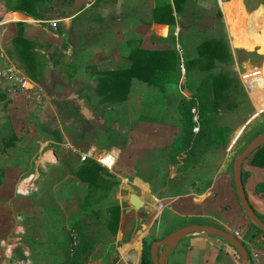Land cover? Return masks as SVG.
<instances>
[{
    "label": "crops",
    "instance_id": "0c3cea01",
    "mask_svg": "<svg viewBox=\"0 0 264 264\" xmlns=\"http://www.w3.org/2000/svg\"><path fill=\"white\" fill-rule=\"evenodd\" d=\"M35 1L36 8L32 10L25 2L23 7H17L15 11H5L0 23V26L24 24L23 38L35 47L37 53H41V61L49 64V68L37 80L29 78L33 83L30 85L31 89L22 94L38 89L39 85H42L45 90L52 91L53 95H56V100L49 104L51 121L59 126L67 117H72L71 123L75 126L76 133L86 136L89 142L90 150L87 154L75 153L79 158L81 155L88 156L87 160L81 162L82 166L86 161L95 162L104 173L111 175V177L104 176L105 180L117 182L119 191L125 183L140 190L148 184L142 176L137 177L138 181H134L133 184L118 167L114 170L121 151L105 150L97 142L100 136L105 138L106 134L115 131L116 134L124 135L135 133L143 142L148 140L161 142L166 140V136L163 135L168 134L167 137L171 135L169 145H172L175 140L178 143L180 139V120L176 121L177 126L165 128L168 121L166 114H161L159 117L155 116V113L147 116L143 113L145 110L158 108L179 111L181 99L188 100L197 86L205 80L208 81L214 101L219 102V86L212 77L209 78L197 71L186 70L185 85H180V58L176 46H181L184 52V63L196 58L198 46L208 40L225 39L234 60L238 58L236 55L242 52L252 54L262 48L264 51V7L251 11L245 6L244 0H239L240 2L238 0H181L178 4L179 11L175 10V0H59L55 6L54 1L51 0L45 9L39 0ZM164 5L171 7L174 18L171 25L156 24L151 19L153 9ZM240 9L244 13L242 20L236 17ZM52 10H55L53 17L59 19V28L56 30H52L56 28L51 27L52 22L44 19V13L52 12ZM206 16L207 19H204ZM239 25L242 26L240 29L237 27ZM190 41L192 46L188 49ZM0 48L4 54L0 53V63L4 64L2 68L11 65L25 76L15 64L8 60L1 42ZM140 51L170 52L173 60L168 62L167 72L169 73L170 69L175 67L177 81L153 86L133 78L130 81L126 99L109 100L105 90L100 89L101 78L104 74L130 70L132 59L137 60ZM54 55L58 57L56 62L52 61ZM131 55H133L132 59ZM220 66L215 67L211 74L218 73ZM251 70L253 74L239 73L245 77L244 81L231 70L233 77L239 82L240 93L243 92L246 95L253 109L252 115L233 132L232 143L253 120L264 113V106L257 108L254 104V102L258 103L259 91L262 92L260 72L264 77V63L262 67H252ZM54 78L59 80V93L54 92L56 90L58 92V89L53 85L50 87L51 80ZM192 79L197 80L196 87L186 89L187 83L190 84ZM254 81H257L256 86ZM22 94H11L15 98L7 113L15 136L21 140L15 148L8 149L6 154L0 155V170L4 172L0 184V202L8 203L9 201L13 204L15 199L14 207L16 208L19 207L20 201L15 197L14 190L22 182L21 178L30 174L31 169L33 172L41 170L44 164H48L54 157V151L45 147L48 141L40 143L39 149L35 150L26 147V136L23 133L20 137L25 123L22 120L21 110H16L14 107ZM220 111L219 105L218 114ZM124 113L133 117L143 113L148 118L137 119L135 123L137 125L133 126L134 123L122 120ZM133 117L130 119H134ZM156 117L158 119H154ZM214 123L217 127L223 128L216 124L215 120ZM127 126H132L133 130H129ZM152 126L156 127L151 128ZM160 129L161 131L158 132ZM151 131L155 133L154 136H149ZM60 133L62 134L61 131ZM60 146L66 149V146ZM29 150L30 154H28ZM142 151H147L151 156L159 154L156 147H148ZM176 154L174 149L173 155L177 156ZM30 155L38 156L35 164H32L33 161L29 162ZM104 156L112 157L113 163L109 168L102 167L96 161ZM250 160L251 157L242 165V185L249 206L264 220V167L254 166ZM26 164L31 166L26 168ZM82 166H78L75 171L77 172ZM223 172L221 166L215 178L201 191H188L167 198H158L155 194H150L146 199L140 196L138 199L143 202V206L139 209L131 205L130 198L125 200L119 194L110 198V203L105 210L106 221L111 224L114 219L115 227H109L104 231L101 240L103 244L95 245L93 251L87 250L88 256L81 257L79 261L84 264H139L142 241L162 224L160 236L163 238L186 226L213 227L232 236L238 233L247 255V264H264V233H258L253 228L247 229L245 233L239 231L236 224L243 220L245 215L241 211L234 189L218 178ZM33 177L31 175L25 179L23 185L25 183L30 185ZM74 179L82 185L78 178ZM138 182L139 186L136 184ZM23 185L18 186V193L26 197L28 192H25L28 190L21 192ZM25 201L28 207L26 209L29 211L32 200L28 198ZM245 221H247L245 224L247 223L246 225L250 227L248 218ZM13 224L10 211L8 209L0 211V236L4 229L9 233ZM72 232H69L67 236L74 239L81 238L82 234H76L78 231L72 230ZM43 235L58 237L60 233L46 232ZM157 238L156 234L155 241H158ZM62 250L64 246L56 251L61 254ZM94 253H98V256L94 257ZM156 256L157 264H240L239 255L231 245L221 238L204 233L187 235L169 246L158 249ZM8 263L15 264V261L12 258ZM0 264L5 263L0 261Z\"/></svg>",
    "mask_w": 264,
    "mask_h": 264
},
{
    "label": "rangeland",
    "instance_id": "374dc122",
    "mask_svg": "<svg viewBox=\"0 0 264 264\" xmlns=\"http://www.w3.org/2000/svg\"><path fill=\"white\" fill-rule=\"evenodd\" d=\"M11 1L12 7L17 3H20L21 7H23L26 2L30 10L36 8L35 0H29L28 2L27 0ZM39 1L45 9L51 0ZM53 1L55 6L59 0ZM244 2L247 9L251 11L259 7H264V0H244ZM5 4L3 0H0V23L5 11H12ZM54 12L55 10L44 13V19L56 23L55 29H52L48 25L52 30L59 28V19L53 17ZM216 18L218 19L219 17L217 16ZM204 19H207V16ZM16 24L0 26V42L3 44L4 52L14 50L13 39L17 36L18 29ZM22 25L24 34V24ZM190 43L191 41L188 43V49H191L192 43L191 45ZM37 54L38 61L43 66V74L49 68V64L46 61H41V53ZM51 54L54 53L51 52ZM56 56L54 55L52 57L53 62L58 60ZM236 56L238 58L236 60L233 59V63H223L220 65L227 71L233 70L243 81L245 77L239 74L241 63V66L243 68L245 67V73L252 74L254 73L251 72L252 67H262L264 63L263 48L252 54L242 52ZM13 63L27 77L22 65ZM3 65L0 63V71L3 69ZM54 68L59 70L55 66ZM260 77L262 92L260 90L257 95L258 103L256 104L254 102L257 108L264 106V77L261 72ZM254 82L256 86L257 81ZM197 83L196 79H192L190 84L187 83L186 89H194ZM52 85L58 89V92L57 90L54 92L59 93V80L52 79L50 87ZM39 86L38 89L20 95V99H17V105L14 107L16 110H21L22 120L25 123L24 128L20 132V137L22 133L26 136L25 145L28 149L34 148L38 150L40 143H47L46 141H48V145L46 144L47 146L45 145V147L54 151V157L50 159L51 161L48 164H44L41 170L39 169L33 172V169H31L30 174L21 178L22 182L19 185H23V181L31 175L34 176L30 185L25 183L23 189H21V192L28 190L25 192H28L26 197L18 193L19 185L15 187L14 193L15 197L19 198V207H14L15 199L13 200V204L9 201L8 203H5V201L0 202V211L2 212L8 209L14 222L11 231L7 233V230L4 229L0 236V261L5 264H10L8 262H11L12 258L15 264H84L79 261L80 258L88 256L86 251H93L95 245L103 244L101 241L103 232L108 230L109 227H115L114 219H112L111 224L106 221L105 210L110 203V198H114L118 194L127 200V198L134 195L136 197L141 196L145 199L150 194H155L158 198H167L171 195L184 194L188 191H201L211 183L221 166L224 172L218 178L228 183L234 189L232 176L233 160L240 155L256 136L264 133V113H262L232 143L233 132L240 128L253 113V109L248 99H246V95L243 92L242 94L239 92L236 84V86H233L234 90H237L233 99L229 98L226 101L220 102L221 111L217 116L214 115L216 124L226 129L225 144L204 140L195 148H191V146L187 147L186 150L181 152L182 154H176L175 151L177 156H174V149L179 144L175 140L172 145H169L171 144L169 140L171 139L170 133L169 137H167L168 134L163 135L166 136L165 141L157 142L148 140L143 142L135 133H132V135L131 133L124 135L116 134L115 131L109 132L105 135V138L100 136L97 142L105 150L121 151V156L117 158L114 170L115 167H118L133 184L135 183L134 181H138L136 180L137 177L142 176L148 185L145 188L140 187L142 189L140 190L129 183H125L124 187L121 188L122 190L120 189V192L119 187H117V182L105 180L104 176L111 177V175L100 170L95 173L96 177L94 178L96 179L95 183L98 185V189L90 194L89 187L85 183L80 182L82 184L80 185L74 179L77 178L75 177L76 168L83 165L81 164L79 156L75 153L87 154L90 150L88 147L89 142L86 136L76 133L75 126L71 123V116L67 117L59 126L51 121L49 104L53 100H56V95H53L50 90H45L42 85ZM13 89L14 87L11 84L0 86V96L4 97V100L0 99V153L3 149L4 141L8 138L4 127L7 123L10 124L7 113L14 102L15 97L11 95L13 94ZM143 113L147 114V116H152L155 113V116L158 117L161 114H166L168 121L166 122L165 128L177 126L175 123L177 124L176 121L180 120L181 116L180 112L175 109L169 111L148 108ZM143 113L138 117L124 113L122 114L124 116L122 120L128 123H134L133 126H136L137 119L148 118ZM130 117L134 119H130ZM158 117L154 119H158ZM127 127L129 130H133L132 126ZM155 127L152 126L151 128ZM160 131L161 129L158 132ZM162 132L165 133V131ZM149 134V136H154L155 133L151 131ZM60 145L66 146V149L61 148ZM148 147H156L159 154L157 156H151L148 155L147 151H142ZM63 150H69L70 154L68 151ZM30 152L29 150L28 154ZM37 159L38 156H29V162L33 161L32 164H35L38 161ZM25 166L27 168L31 164H26ZM114 170L112 169V171ZM171 176L172 179H170ZM136 184L138 185L139 182ZM28 198L32 200V206L29 211L26 209L28 207H26L27 204L25 201ZM245 219L247 220L246 216L236 224L239 231L243 233L248 231L247 229L253 228L251 225L249 227L246 225L247 223L245 224L247 222ZM72 230L78 231L76 234H82L81 238L75 236L76 238L74 239L67 236ZM46 232L48 234L57 232L60 233V236L47 237L43 235ZM161 232L162 224L148 235V241L155 240L156 234L158 235L157 240L162 239L163 236H160ZM63 246L64 250H62L61 254L56 251ZM11 248H13V251ZM97 256L98 253H94V257Z\"/></svg>",
    "mask_w": 264,
    "mask_h": 264
},
{
    "label": "trees",
    "instance_id": "16d2710c",
    "mask_svg": "<svg viewBox=\"0 0 264 264\" xmlns=\"http://www.w3.org/2000/svg\"><path fill=\"white\" fill-rule=\"evenodd\" d=\"M3 1L6 3L5 5L9 7V10L12 11H15L16 7L21 6L20 3H17L13 6V8L11 6V0ZM180 2L181 0H175L174 2L176 11H179L178 4ZM238 2L240 1L238 0ZM243 16L244 13L240 9L236 17L240 18L239 20H242ZM151 19L156 24L171 25V23L174 21L171 7L164 5L154 8ZM16 27L18 29L17 36L13 39L14 50L6 51L5 55L10 62H15L22 65L27 77H29L31 80H37L42 75L43 66L38 61V54L34 49L35 47L29 41L23 38V25L21 23H17ZM237 27L240 29L242 26L239 25ZM138 54L139 57L137 60L132 59L133 55H131L132 66L130 70L117 72L115 74H104L101 78L100 89L103 91L105 90L109 100L123 101V99H126L129 91L130 81L133 78L153 86L160 83H168V81H177V71L175 67L174 69L171 68L169 73L167 72L168 62L173 60L170 52L140 51ZM232 61L233 58L227 41L225 39H220L208 40L200 44L197 48V57L185 62L187 71H197L205 76H208L209 78L212 77L213 80L218 83L220 94L219 102L214 101L208 81L205 80L197 86L190 100L185 101L181 99L178 107L181 115V135L178 141L179 145H177L175 149L176 153L183 152L189 146H191V148H195L204 140L225 144L226 129L217 127L215 125L214 115L218 114L220 102L226 101L229 98L233 99L235 96L234 94L237 90H234L233 86H236L237 84L238 90L240 92L239 82L233 77V72L231 70L227 71L220 66V64L230 63ZM218 66H220L218 73L211 74V71ZM124 86L125 90L123 91ZM97 92L102 93L101 91ZM0 99L4 100V97L0 96ZM193 109L196 111L199 118L198 133L195 135L192 133L194 123L192 121L191 111ZM4 128L7 132L8 138L4 141L3 149L0 155L6 154L8 149L15 148L16 143L18 142L11 124L7 123ZM250 157V163L252 165L264 167V146L259 148ZM84 164L85 165L80 167V169L76 172L75 177H77L82 183H85L89 187V193L91 194L98 189V185L95 183L96 179L94 178L96 177L95 173L100 171L101 168L95 162L91 161H86ZM3 177L4 172L3 170H0V184ZM259 219L261 218L259 217ZM261 221L264 222L262 219ZM250 225L256 232L262 233L253 224L250 223ZM153 242H155V240L148 241V239H146L142 241L139 264H152L150 257V246Z\"/></svg>",
    "mask_w": 264,
    "mask_h": 264
},
{
    "label": "water",
    "instance_id": "95a60500",
    "mask_svg": "<svg viewBox=\"0 0 264 264\" xmlns=\"http://www.w3.org/2000/svg\"><path fill=\"white\" fill-rule=\"evenodd\" d=\"M239 70L240 74H243L245 72L241 64ZM262 146H264V133L256 136L245 147V149L240 153V155L233 160L232 176L234 191L244 215L258 230L264 233V222L259 219V217L255 214V212L251 209L247 202V198L242 185L241 174L243 163ZM129 201L135 209H139L143 206V202H141L136 196H131ZM193 233H204L210 236L221 238L222 240L226 241L229 245H231L238 253L240 258V264H247V255L245 249L235 237L223 230L207 226H186L171 232L161 240L153 242L150 246V257L152 264H157L156 251L158 249L163 248L165 246H169L170 244L178 241L179 239Z\"/></svg>",
    "mask_w": 264,
    "mask_h": 264
},
{
    "label": "built area",
    "instance_id": "2783aa9c",
    "mask_svg": "<svg viewBox=\"0 0 264 264\" xmlns=\"http://www.w3.org/2000/svg\"><path fill=\"white\" fill-rule=\"evenodd\" d=\"M218 1H223V0H218ZM50 25L52 28L56 27V24L54 22L50 23ZM176 50H177V53H178L179 58H180V61H179V72H180V78H181L180 79V85H185L186 68H185V63L183 60V53L184 52H183L181 46H176ZM0 53L3 54L1 48H0ZM4 84H11L14 87L13 93L22 94L26 90L31 89L30 85L33 83H31L29 78H26L25 76H23L15 67L9 65L8 67H6L0 71V86H3ZM191 97L192 96H190L188 98V100H190ZM191 113H192V121L194 123V126L192 128V133L196 134L198 132L199 118H198V115L194 109L191 111ZM87 159H88L87 155H81L80 156L81 162H83ZM96 161L99 165H101L102 167H105V168H109L113 163L111 156L100 157ZM23 192H25V190ZM233 235H234L233 237H235L242 244V240L239 238L240 237L239 234L234 233Z\"/></svg>",
    "mask_w": 264,
    "mask_h": 264
}]
</instances>
